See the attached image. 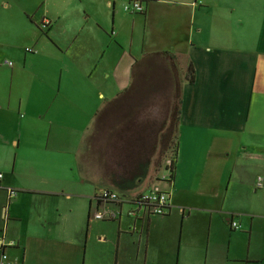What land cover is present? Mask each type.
Returning a JSON list of instances; mask_svg holds the SVG:
<instances>
[{
	"label": "crops",
	"instance_id": "crops-1",
	"mask_svg": "<svg viewBox=\"0 0 264 264\" xmlns=\"http://www.w3.org/2000/svg\"><path fill=\"white\" fill-rule=\"evenodd\" d=\"M128 1L0 0V264L3 253L12 264H264V0H142L144 13ZM159 51L195 70L174 176L153 185L171 208L139 220L125 202L95 219L98 191L117 190L81 162L96 124L112 116L111 133L140 132L135 160L149 171L175 140L170 115L154 123L118 106L99 118L133 64Z\"/></svg>",
	"mask_w": 264,
	"mask_h": 264
},
{
	"label": "trees",
	"instance_id": "trees-1",
	"mask_svg": "<svg viewBox=\"0 0 264 264\" xmlns=\"http://www.w3.org/2000/svg\"><path fill=\"white\" fill-rule=\"evenodd\" d=\"M179 59L177 54L170 51L145 53L141 59L133 64L130 86L112 101L114 103L112 107L110 105L106 110L99 113V118H102L113 109V112L117 111L118 106L120 108V104L125 103L129 105L126 102L129 99H143L141 95L149 91L146 87L151 83L163 84L164 88H166V85H169L171 86V91L173 89L174 91L176 90V93H174V98H177L176 103L172 104L171 101L173 93L172 97L168 93L165 98L166 100L163 102L165 116L168 117L170 115L171 117V126L175 138V155L169 166L170 178L174 176L177 158L176 127L182 103V83L185 79L189 83H194L195 81V70L192 63H189L186 71H184V80L181 81V78H179ZM127 127L129 126L126 125ZM109 135L108 141L104 142L97 152L93 150L92 155L96 156L104 177L109 181V184L119 191L129 193L145 182L150 171L149 169L141 168L140 164L142 163H136L135 159L140 157L139 152H136L134 148V146L140 145L134 139L136 137H128L127 132H123V129L120 132L110 133ZM96 137V132H92L87 140L92 141ZM137 138L141 140L140 137L137 136ZM132 158H134L133 161Z\"/></svg>",
	"mask_w": 264,
	"mask_h": 264
},
{
	"label": "rangeland",
	"instance_id": "rangeland-1",
	"mask_svg": "<svg viewBox=\"0 0 264 264\" xmlns=\"http://www.w3.org/2000/svg\"><path fill=\"white\" fill-rule=\"evenodd\" d=\"M5 61H9V60L7 59V60H4V62ZM179 64H180L179 65L180 67L179 78H181V81H182L184 80V69H183V63L181 59H179ZM164 87L165 86L163 84L151 83L150 85L146 87L149 89V91L142 93L141 96L143 99L129 100V105L120 104V108L118 109L120 110L119 112L120 113H124V111L128 112L130 108H133L132 112L134 113L135 109L137 108L138 114H142L143 116H145V118H148L151 122L155 123L156 121H161L164 118L163 115H165L163 102L164 100H166L165 99L166 95L170 93L172 97V93H173V98L171 100L172 104L176 103V99H177V98H174V93H176V90L174 91L173 89L171 91V86L169 85H166V88ZM110 119L111 121L109 122ZM106 120L108 121H107V125L105 126L104 123ZM102 121L100 122V124H96L92 130V132H96L97 137L92 141L87 140V148L89 150H87V152H85L81 156V162L83 164L99 165L98 163L91 160L93 158L89 155V153H91V150L100 148V146H102L104 142L106 143V141H108L109 133H111L110 131L115 129V124L117 121L112 122V116H110L109 119H104V123ZM130 135L134 136L135 134L131 133ZM137 135L138 137L142 138V134L140 132ZM157 143H158V139H157ZM174 155H175V140H171L169 145L167 144L162 145L161 143L159 152L153 155L155 156L154 166H153L154 168L149 172V176L146 179V181L141 186H139L140 192L145 191L148 187H151L153 185H159L161 184V182L167 181V178L170 177L169 166H170L172 159L174 158ZM166 167H167V170H166ZM145 184L146 185L149 184V185L145 187ZM161 186L163 188H167L166 184H162Z\"/></svg>",
	"mask_w": 264,
	"mask_h": 264
},
{
	"label": "built area",
	"instance_id": "built-area-1",
	"mask_svg": "<svg viewBox=\"0 0 264 264\" xmlns=\"http://www.w3.org/2000/svg\"><path fill=\"white\" fill-rule=\"evenodd\" d=\"M124 9L128 13H144L146 8L142 0H129ZM52 24V20L49 17H45L42 22V27H49ZM28 52H33V48L27 47ZM9 65H13L12 61H6ZM0 178H3V173H0ZM262 177L258 178L257 186H262ZM14 193V191H13ZM97 203L101 205L100 209L94 213L95 219H113L117 218L120 214V210H116L111 207L112 204H117L121 207L122 204L129 203L131 207L127 211V215L135 219H146L150 216L165 215L171 208V195L168 191L160 188L159 186H153L143 192H140L133 196L123 195L118 190L110 187L101 188L96 196ZM233 227L240 228L241 226L237 222H232ZM1 264H12L7 261V255L3 253Z\"/></svg>",
	"mask_w": 264,
	"mask_h": 264
}]
</instances>
